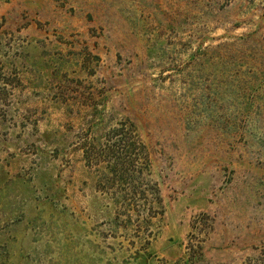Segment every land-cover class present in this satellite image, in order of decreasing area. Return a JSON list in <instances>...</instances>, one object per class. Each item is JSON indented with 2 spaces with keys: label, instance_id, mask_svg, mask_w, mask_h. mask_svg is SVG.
I'll list each match as a JSON object with an SVG mask.
<instances>
[{
  "label": "rangeland",
  "instance_id": "obj_1",
  "mask_svg": "<svg viewBox=\"0 0 264 264\" xmlns=\"http://www.w3.org/2000/svg\"><path fill=\"white\" fill-rule=\"evenodd\" d=\"M0 264H264V0H0Z\"/></svg>",
  "mask_w": 264,
  "mask_h": 264
}]
</instances>
